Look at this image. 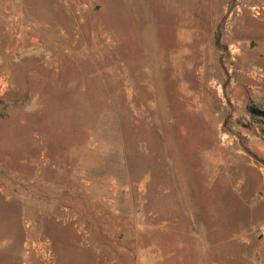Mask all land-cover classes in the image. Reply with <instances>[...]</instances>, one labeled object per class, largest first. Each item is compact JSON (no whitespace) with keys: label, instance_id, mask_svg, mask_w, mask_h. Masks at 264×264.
Masks as SVG:
<instances>
[{"label":"rangeland","instance_id":"374dc122","mask_svg":"<svg viewBox=\"0 0 264 264\" xmlns=\"http://www.w3.org/2000/svg\"><path fill=\"white\" fill-rule=\"evenodd\" d=\"M0 264H264V0H0Z\"/></svg>","mask_w":264,"mask_h":264}]
</instances>
